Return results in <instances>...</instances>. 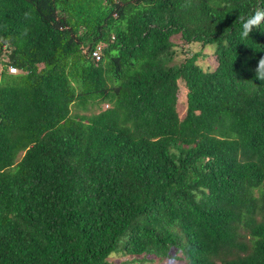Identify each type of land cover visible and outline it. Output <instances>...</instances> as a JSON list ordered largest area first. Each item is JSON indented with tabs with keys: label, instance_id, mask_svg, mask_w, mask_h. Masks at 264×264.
Segmentation results:
<instances>
[{
	"label": "trees",
	"instance_id": "obj_1",
	"mask_svg": "<svg viewBox=\"0 0 264 264\" xmlns=\"http://www.w3.org/2000/svg\"><path fill=\"white\" fill-rule=\"evenodd\" d=\"M256 8L0 0V264H264Z\"/></svg>",
	"mask_w": 264,
	"mask_h": 264
},
{
	"label": "clouds",
	"instance_id": "obj_2",
	"mask_svg": "<svg viewBox=\"0 0 264 264\" xmlns=\"http://www.w3.org/2000/svg\"><path fill=\"white\" fill-rule=\"evenodd\" d=\"M241 19V38L246 39L254 30V28L258 29L264 24V8H256L247 18L243 16ZM94 52H98L100 57L97 59L94 56ZM89 56L93 58L95 61H99L102 57V46L101 44H97L91 51ZM15 68L16 70H13ZM2 68L0 67V70ZM7 71L11 74L19 73L20 70L16 66H8ZM256 76L264 81V57L259 60L258 66L256 68ZM107 107V105H105Z\"/></svg>",
	"mask_w": 264,
	"mask_h": 264
},
{
	"label": "rangeland",
	"instance_id": "obj_3",
	"mask_svg": "<svg viewBox=\"0 0 264 264\" xmlns=\"http://www.w3.org/2000/svg\"><path fill=\"white\" fill-rule=\"evenodd\" d=\"M193 48L196 50L197 48H199V45H193ZM211 59L210 58H208V61H210ZM212 61V60H211ZM181 84V87H183L182 88V90H180L181 92H180V97H179V103H178V105L179 106H182V109H181V114L184 112V110H185V96H184V93L186 92V88H185V86H184V84H182V83H180ZM104 107H106V106H104ZM112 258V260L114 261V264H185V262L184 261H180V260H177V259H170V258H164L163 260H153V261H148V262H142V261H140V262H135V263H127V262H125V263H122V260H125L126 258H124V257H119V256H112L111 257Z\"/></svg>",
	"mask_w": 264,
	"mask_h": 264
},
{
	"label": "built area",
	"instance_id": "obj_4",
	"mask_svg": "<svg viewBox=\"0 0 264 264\" xmlns=\"http://www.w3.org/2000/svg\"><path fill=\"white\" fill-rule=\"evenodd\" d=\"M94 56L98 59L100 57L98 52H94ZM13 70H16L15 68H12Z\"/></svg>",
	"mask_w": 264,
	"mask_h": 264
}]
</instances>
